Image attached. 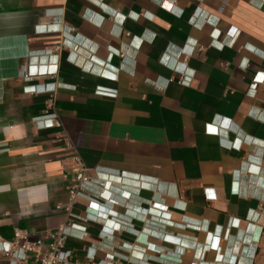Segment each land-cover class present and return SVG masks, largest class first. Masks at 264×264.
I'll return each instance as SVG.
<instances>
[{"label":"crops","instance_id":"1","mask_svg":"<svg viewBox=\"0 0 264 264\" xmlns=\"http://www.w3.org/2000/svg\"><path fill=\"white\" fill-rule=\"evenodd\" d=\"M68 224L81 264H264V0H0V243Z\"/></svg>","mask_w":264,"mask_h":264},{"label":"built area","instance_id":"2","mask_svg":"<svg viewBox=\"0 0 264 264\" xmlns=\"http://www.w3.org/2000/svg\"><path fill=\"white\" fill-rule=\"evenodd\" d=\"M193 51L195 48L191 49L189 54H192ZM174 70L181 75L179 83L188 85L189 83L184 77V69L175 66ZM93 182L94 180L87 176L86 170L82 168L76 174V184L73 186L71 195L72 200L88 198L87 193L90 191ZM84 220L87 219L84 218ZM74 226V224L63 225L55 231H50L48 233V249L45 252L37 250V247L42 244L41 241H30L26 232L16 229L11 241L0 243L1 252L9 259L10 264H32L31 260L36 264H81L74 258L72 251L67 249V242L71 237L70 231ZM116 258L118 256L108 255L103 260H97L93 254L87 257L84 264H115Z\"/></svg>","mask_w":264,"mask_h":264}]
</instances>
